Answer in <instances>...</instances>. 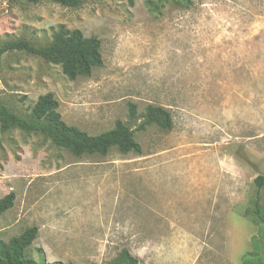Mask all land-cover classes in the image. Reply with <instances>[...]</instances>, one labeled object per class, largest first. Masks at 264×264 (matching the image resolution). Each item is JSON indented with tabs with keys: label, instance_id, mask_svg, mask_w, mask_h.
<instances>
[{
	"label": "rangeland",
	"instance_id": "1",
	"mask_svg": "<svg viewBox=\"0 0 264 264\" xmlns=\"http://www.w3.org/2000/svg\"><path fill=\"white\" fill-rule=\"evenodd\" d=\"M0 0V47L50 42L60 26L100 40L103 63L70 80L23 52L0 55V103L28 118L52 93L68 125L121 121L139 154L73 156L37 133L0 128V241L36 226L39 264H264V224L244 210L264 176V0ZM134 114H130V106ZM171 127L147 123L146 108ZM264 215V185L260 192Z\"/></svg>",
	"mask_w": 264,
	"mask_h": 264
},
{
	"label": "trees",
	"instance_id": "2",
	"mask_svg": "<svg viewBox=\"0 0 264 264\" xmlns=\"http://www.w3.org/2000/svg\"><path fill=\"white\" fill-rule=\"evenodd\" d=\"M25 3L37 4L45 0H14ZM65 7H77L80 0H48ZM132 3V0H129ZM169 0H147L146 5L150 12L160 13L164 4ZM179 1L188 6L191 0ZM23 52L35 55L45 62L59 65L63 74L68 79L74 80L78 76H89L93 68L100 67L103 63L100 52V40L96 37H85L78 29L58 27L51 35L49 43L35 46L27 41L20 40L8 42L0 47V55L5 52ZM58 102L52 93L40 95L33 104L28 118L20 117L11 112L0 103V128L8 130L17 128L27 133H37L50 140L54 145L65 148L76 157L83 154L98 153L105 155L112 147L121 153L141 152L140 145L134 140L132 130L121 121H116L111 129L96 135L65 123L57 111ZM130 106V114H134ZM147 123L155 122L163 128L171 127V117L168 111L161 107L148 106L146 108ZM255 193L250 201V207L244 214L251 217L255 224H264V215L260 205V192L264 185V176L258 175L254 179ZM14 193L10 192L0 198V215L13 206ZM37 227L31 226L17 236L10 238L7 244L0 241V264H39L28 257L25 250L37 237ZM264 254V242H263ZM111 264H140L137 257L133 256L127 248H122L117 261Z\"/></svg>",
	"mask_w": 264,
	"mask_h": 264
}]
</instances>
